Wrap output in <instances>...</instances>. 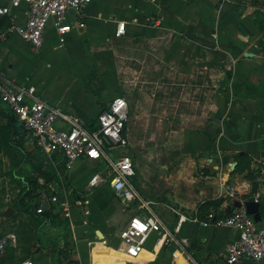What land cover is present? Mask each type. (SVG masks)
<instances>
[{
  "label": "crops",
  "instance_id": "1",
  "mask_svg": "<svg viewBox=\"0 0 264 264\" xmlns=\"http://www.w3.org/2000/svg\"><path fill=\"white\" fill-rule=\"evenodd\" d=\"M9 2L0 0V4ZM261 12H264V0H184L183 3L176 0H90L82 18L85 25H74L64 35V40L69 35L79 41L76 45L80 50L75 61L81 64L65 72L59 85L49 89L44 87L43 79L38 76V66L45 61L41 56L43 51L52 54L48 40L53 34L60 36L53 21L47 28L42 48L37 52L40 57L28 53L34 66L27 72H12L18 61L15 42L24 48L32 49L31 45L18 35L0 42V59L9 78L23 85L35 86L43 100L61 106L86 123L95 119L116 96L112 94L115 72L102 70L98 65L97 54L101 52L96 45L102 43L103 36L130 37L136 44L164 39L166 48L162 62L176 68L184 65L185 59L187 64L193 63L199 50L207 54L208 61L223 63L220 70L210 69V76L217 78L210 105L212 119L202 130L193 131L189 137V140L197 141L200 151L209 148L208 162L201 166V174L191 179L187 177V183L177 175V182L167 192L166 198L154 200L156 208L161 207L162 211L170 207L171 213L166 214V218L157 213L171 230H174L180 215L175 210L188 217L177 233L179 239L187 238V243L166 247L162 235L153 232L139 256L132 257L137 264H188L189 257L206 260L210 264H227L226 249L237 237V231L214 223L203 225L194 221L193 217L206 221L210 213L220 216L234 199L259 201L260 224L264 225V31H260L256 23ZM153 17L158 19L156 23L151 21ZM120 20L127 21V30L124 35L117 36L115 33ZM94 60L96 73L93 71ZM46 66L51 67L50 62ZM228 72L231 78L227 82ZM8 73L12 74L9 76ZM56 73L60 72L51 73V77ZM237 154H248L252 159L250 168L236 171L239 166ZM58 156L56 163L66 160L60 152ZM250 173L255 175L254 180L247 177ZM69 178L71 189L80 192L73 184L71 169ZM87 184L81 191L83 195L84 191H88L89 198L85 200L87 210L75 209L81 215L71 219L70 227L78 239L76 251L81 264H97L101 243L114 242L117 238L119 253L116 252V256L124 253L119 248L120 232L118 238L110 231L111 208L108 204L115 195L113 189L111 198L103 199V209L107 212L101 215L95 211L96 208L93 210L88 206L91 203L89 193L93 189ZM50 198L49 202L53 203ZM216 199H221L222 204L218 207L212 205L204 211L208 214L201 218L199 207ZM97 230L103 233V237L97 234ZM237 264H264V259L245 258Z\"/></svg>",
  "mask_w": 264,
  "mask_h": 264
},
{
  "label": "rangeland",
  "instance_id": "2",
  "mask_svg": "<svg viewBox=\"0 0 264 264\" xmlns=\"http://www.w3.org/2000/svg\"><path fill=\"white\" fill-rule=\"evenodd\" d=\"M130 39L103 36L102 43L96 45V49L99 48L101 52L97 54L100 69L115 72L112 94L124 95L130 103V109L133 110V117L130 120V145L127 149L119 148L115 152L119 155L129 153L133 157L136 165L134 184L137 185L142 197L150 201V209L166 218V214L171 213L170 207L162 211L161 207L156 208L154 200L166 198L167 192L174 188L177 182V175L180 180L187 183V177L191 179L201 174V166L206 164L209 148L200 151L197 141L192 138L189 140V137L193 131L202 130L212 119L210 105L217 78L210 76V69L220 70L223 63L208 61L207 54L199 50L193 63L189 65L185 59V64L176 68L162 62L166 40L136 44ZM77 42L79 41L69 35L65 40H61L56 34L48 40L49 52L52 54L43 51L41 56H44L45 61L38 66L40 74L38 76L43 79L46 89L58 86L65 72L72 71L76 65L81 64L80 61H75L80 50ZM15 48L16 53L18 52V61L12 72L19 70L22 73L27 72L34 66L31 56L40 55L28 47L19 46L17 42ZM47 62H50L51 67L46 66ZM95 63L94 60L93 71L96 73ZM55 71L60 73L51 77V73ZM11 74L8 73L9 76ZM36 79L37 76L33 78L34 81ZM179 116L182 117V121H179ZM6 124L7 119L0 108V256L7 248H13L12 255L9 256L13 264L28 262L58 264L53 253L58 247H62L66 248L67 256L72 255L80 262L76 251L78 239L75 238L70 224L74 216L81 215L78 211L87 208L81 201L71 202L72 184L69 171L71 169L73 184L82 191L93 173L104 170L106 163L79 158L71 167L67 164L64 166L63 161L47 166L44 160L50 155H41L34 139L29 135L24 145L30 153L31 163L13 168L11 156L6 152L4 129ZM52 157L53 154L49 159ZM92 189L89 193L91 203L88 206L93 210L96 208L95 211L101 215L106 214L103 199L112 196L110 184L103 183ZM54 193L61 199L59 205H62V201H68L71 210L66 212L61 209L56 212L57 221L49 223L48 227L42 230L45 244L42 243L40 247L33 249L32 253H26L21 249V245H25V238L31 237L35 228L30 229L33 225L30 216L19 212L13 204L22 196H25L23 199L25 203L32 196L49 203V198ZM113 196L108 204V208H111L109 224L112 234L117 235L132 216L144 210L140 199L127 207L115 195ZM83 197L86 200L89 198L88 191H84ZM10 208L12 212L8 214ZM20 222L24 225L19 226ZM65 231L66 239L58 240V235ZM117 237L119 238L118 235ZM22 238L23 242L19 244V239ZM50 239L54 241L49 245ZM118 244L117 238L114 242L111 240L109 243H101L98 255L100 260L97 264H137L134 258L126 254L120 253L119 257L116 256ZM62 260L66 263V255L62 256Z\"/></svg>",
  "mask_w": 264,
  "mask_h": 264
},
{
  "label": "built area",
  "instance_id": "3",
  "mask_svg": "<svg viewBox=\"0 0 264 264\" xmlns=\"http://www.w3.org/2000/svg\"><path fill=\"white\" fill-rule=\"evenodd\" d=\"M90 0H10L0 4V42L12 35H18L29 43L35 52H39L44 43L45 33L53 21L61 40L74 25L84 26V9ZM7 19V23L5 22ZM153 22L158 19L153 17ZM127 21L120 20L117 36L126 33ZM0 99L24 123V127L42 152L52 156L60 152L69 167L79 158L100 160L106 163L104 170L93 173L87 187H98L109 183L120 202L129 207L134 201H142V214H136L120 231V250L131 257H137L143 251L149 235L157 232L162 235L164 245L186 244L187 238L178 237L182 223L188 219L179 215L178 222L171 230L162 217L150 209V201L142 198L133 183L136 166L129 153L122 155L115 151L128 148L129 136L125 133L130 120V104L124 95H116L98 115L89 122L65 111L61 106L43 100L35 86L23 85L7 76L0 59ZM49 156V157H50ZM52 159V158H51ZM234 193V191H231ZM50 200L56 203V209L69 212L68 201H62L53 194ZM44 209L42 203L37 212ZM203 225L214 223L237 231V237L227 246L225 260L227 264H237L245 258L264 259V225L257 222L245 207L236 208L230 214L217 216L210 213L208 220L193 217ZM27 264H32L28 262ZM173 264V263H172ZM188 264H210L206 260L189 257Z\"/></svg>",
  "mask_w": 264,
  "mask_h": 264
},
{
  "label": "trees",
  "instance_id": "4",
  "mask_svg": "<svg viewBox=\"0 0 264 264\" xmlns=\"http://www.w3.org/2000/svg\"><path fill=\"white\" fill-rule=\"evenodd\" d=\"M257 3H260V2H257ZM7 21L8 20L5 19L4 23H7ZM256 23L259 27V30L264 31V12L259 13L258 17L256 18ZM132 36H136V35L132 34ZM230 78H231V73L228 72L226 81L228 82ZM0 108L4 112V115L7 119V124L4 128L6 132L5 134L6 152L7 154L11 156L13 168H18L27 163H31L30 153L29 151H27L24 145V143L28 141V137L30 135L28 130L25 129L24 123L19 119V117L1 99H0ZM132 117H133V110L130 109V120L132 119ZM178 119L179 121H182L181 116H179ZM130 120L127 124V129L125 131V133L128 136L131 134ZM205 139H209V137ZM205 145L208 146L209 142L206 141ZM36 147L40 150L41 155L43 154L44 156H46V153L42 152L41 149L37 145ZM58 155H59V152L53 153L54 161L52 159H49V157H46V159L44 160L45 165L48 166L50 164H53V165L57 164L56 160L59 158ZM236 157L239 159V166L236 168V171L240 172V171L245 170L246 168H250L252 159L248 156V154H237ZM62 164H64L65 166L66 160H63ZM204 172L205 174H208L207 170H205ZM247 177L250 178L251 180L255 179V175H253L252 173L247 174ZM254 187H255V183H253V188ZM24 198L25 196L24 197L22 196L19 198V200H16L13 204V207L18 209L19 212L21 211L23 213H27L28 216H30V221L33 223V225L30 228V229L35 228V230L32 231L33 235L31 237L25 238L26 240V242L24 243L25 245H21V249L24 252L32 253L33 249L34 250L37 249L38 247L42 245V243L45 244V238L42 233L43 227H46L49 223L57 221L58 215L56 212H58V209H56V205L54 203L45 202L36 196H32L31 199L27 203L23 201ZM70 198H71L72 203H74L75 201H81L82 204H85L86 202L85 201L86 199H84L83 197V192L81 193V191L79 192L77 189H73V188L71 189ZM249 200H252V199H249ZM222 202L223 201L221 199L206 201L204 204H202L199 207V216L203 218L205 215L208 214V212H206V214L204 213L205 210L210 209L212 205L215 207H218L222 204ZM40 203L43 204L44 209L42 212L38 213L37 206ZM226 214H227L226 212H222V215H226ZM21 222L19 223V226H21L22 224L24 225V223L21 224ZM65 236H66V231L58 235V240L66 239ZM53 241L54 240L50 239L48 244L50 245L51 243H53ZM22 242H23V238L19 239V244H22ZM65 247H66V244H65ZM11 249L13 248H9V249L7 248L5 250V253H3L0 256V264H13L10 261L11 258L9 257L12 255ZM66 253H67L66 248L63 249L62 247H58V249H56V252L53 253L56 263L58 262V264H80V262H78V259H76L72 255L67 256ZM63 255H66L67 257L66 263H64V260H62Z\"/></svg>",
  "mask_w": 264,
  "mask_h": 264
},
{
  "label": "water",
  "instance_id": "5",
  "mask_svg": "<svg viewBox=\"0 0 264 264\" xmlns=\"http://www.w3.org/2000/svg\"><path fill=\"white\" fill-rule=\"evenodd\" d=\"M247 55L252 56V53H247ZM9 107V105H7ZM185 119V118H183ZM235 207H245L248 213L252 214L257 222L262 220L261 210H260V202L257 200H245L244 202L239 199H234L233 202L228 205L225 209L227 214H230ZM12 212L10 208L8 214ZM97 234L100 237H103V233L100 230H97ZM5 240V239H4Z\"/></svg>",
  "mask_w": 264,
  "mask_h": 264
},
{
  "label": "bare ground",
  "instance_id": "6",
  "mask_svg": "<svg viewBox=\"0 0 264 264\" xmlns=\"http://www.w3.org/2000/svg\"><path fill=\"white\" fill-rule=\"evenodd\" d=\"M180 257V256H179Z\"/></svg>",
  "mask_w": 264,
  "mask_h": 264
}]
</instances>
